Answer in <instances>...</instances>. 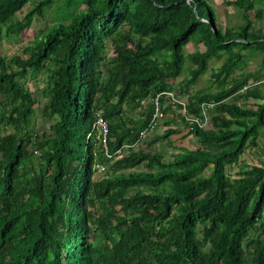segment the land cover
I'll return each mask as SVG.
<instances>
[{
	"label": "trees",
	"instance_id": "1",
	"mask_svg": "<svg viewBox=\"0 0 264 264\" xmlns=\"http://www.w3.org/2000/svg\"><path fill=\"white\" fill-rule=\"evenodd\" d=\"M52 1L0 0V38L33 31L0 54V264H264V69L239 71L264 59V0H223L233 25L207 0H68L35 28ZM213 58L215 89L188 92ZM172 134L196 144L166 157Z\"/></svg>",
	"mask_w": 264,
	"mask_h": 264
},
{
	"label": "rangeland",
	"instance_id": "2",
	"mask_svg": "<svg viewBox=\"0 0 264 264\" xmlns=\"http://www.w3.org/2000/svg\"><path fill=\"white\" fill-rule=\"evenodd\" d=\"M68 0H53L49 5L45 6L43 8V20L41 22H34L35 28L38 27H42L44 25V22L51 24L57 21L61 20L62 15L68 10L69 5L67 4ZM208 3H210V5L212 6V8L214 9V11L216 12V17L217 20L224 24H236L239 22L238 17H237V13L236 11H234L232 8L225 6L222 4L223 0H207ZM28 6V4H25L23 6V9H25ZM19 15H21V13H18ZM259 25H262L264 27V16L263 18L258 22ZM34 32L36 29H33ZM33 31L31 28H27L24 29L20 35L18 36V38L13 39V38H7V37H2L0 38V54L5 55L7 57H10L13 55V53H20L21 49H22V45H25L26 43L29 42L30 39H32L33 37ZM195 49L194 45L192 42H188L184 48L183 51L185 53H189L192 52ZM244 51H241V53ZM264 59H262L261 55H259L256 52H253L252 54L249 55V57L247 58L245 64H243L241 66V69L239 71H256L259 68H263L264 69ZM222 62V58H218V59H211L209 61L208 64V69L205 71L204 74H202L201 76H199V78L197 79V81H195L194 83H192L188 88V92L191 91H196L198 89L201 88H206L207 90H214L215 86L214 83L211 82V77H210V69L215 70L217 69L220 64ZM187 67H188V61L186 60L184 63V69L182 74L174 80V84L175 86H177V84H181L182 83V79H184L187 75ZM238 73V72H236ZM38 78L36 80L33 79H28L25 83V85L27 86V88L29 89V91H31V94L36 97L37 96V100L40 101V105H42L44 98L42 97H38V88L41 87V76H37ZM262 91L264 92V86L261 88ZM180 101H184V96H182L180 99ZM229 100V99H226ZM240 104H244L242 102V100H239ZM170 114V116L173 114V112H168ZM50 120L47 119L44 115H39V112L36 113L35 116V126L37 129V132H41V131H49L48 129V125L50 124ZM205 126H208V124L206 123ZM160 128H162V124L159 125ZM183 130H181V132H183ZM180 132V133H181ZM158 133H155L154 128H152L151 130L148 131V133L144 134L141 138V144L146 143L143 145L144 148L150 150V151H155L156 149V144L159 142V138H158ZM155 137V141L156 142H150V140ZM149 138H151L149 140ZM264 139V129L263 127H260L258 130V145L259 148L261 149V145L262 143L260 142V140ZM143 140V141H142ZM149 140V141H148ZM169 140L171 142H167L165 140H162L161 143L163 144V147L166 148L167 153L165 154L166 157H169L171 154L170 152H176L179 151V147L180 146H187L188 148L193 147L196 144V139L192 136L189 137H184L181 138L179 137V134H172L169 136ZM174 146H172L171 145ZM257 149V150H256ZM158 151H160V149H157ZM164 150V149H163ZM257 147H247L242 154H240L238 156V160L239 162H245L248 165H251L254 162H257L258 159H261L263 157L261 151L259 150ZM239 162H237L236 164H232L230 169H229V173L231 174V176H236L235 173L236 171L239 169ZM137 168H143V166L139 165Z\"/></svg>",
	"mask_w": 264,
	"mask_h": 264
},
{
	"label": "built area",
	"instance_id": "3",
	"mask_svg": "<svg viewBox=\"0 0 264 264\" xmlns=\"http://www.w3.org/2000/svg\"><path fill=\"white\" fill-rule=\"evenodd\" d=\"M156 99L157 98L155 97L154 98V105H155V107H154L153 116L156 115V114H159L158 113ZM178 102L179 103H182V101H180V100H178ZM94 124H95L96 128L99 131V135H98L99 141H100L101 145L103 146V149L105 151V154L108 155L106 153L107 152V148H106V145H105V142H106V132H107L106 122H105V120L100 115L97 114V119L95 120V123ZM140 134H142V132ZM117 153H118L117 155H120V150L119 149H117ZM100 169H101V167H100Z\"/></svg>",
	"mask_w": 264,
	"mask_h": 264
}]
</instances>
